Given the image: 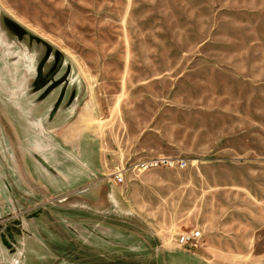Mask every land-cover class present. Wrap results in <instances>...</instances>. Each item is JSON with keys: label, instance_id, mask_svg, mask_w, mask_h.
Masks as SVG:
<instances>
[{"label": "rangeland", "instance_id": "1", "mask_svg": "<svg viewBox=\"0 0 264 264\" xmlns=\"http://www.w3.org/2000/svg\"><path fill=\"white\" fill-rule=\"evenodd\" d=\"M82 130L111 201L3 189L0 264H264V0H0V170ZM158 155L185 165L132 167Z\"/></svg>", "mask_w": 264, "mask_h": 264}, {"label": "crops", "instance_id": "2", "mask_svg": "<svg viewBox=\"0 0 264 264\" xmlns=\"http://www.w3.org/2000/svg\"><path fill=\"white\" fill-rule=\"evenodd\" d=\"M40 96V95H39ZM13 103H12V113H13ZM27 105V106H26ZM22 105V113L29 115L30 114V104ZM39 107V105L37 106ZM8 109V106H6ZM9 113V114H12ZM8 117V116H7ZM12 117V116H11ZM29 117V116H27ZM40 118L38 121L35 120V130H39V133L42 132L40 129H44L42 125H44V122L46 121V118L41 117V115L38 117ZM13 120V117H12ZM12 123V122H11ZM12 125V124H11ZM57 128V127H55ZM60 131L62 130L61 124L59 125ZM59 131L60 138H56V134L53 137V151L50 153V156L48 154L41 153V156L43 159H40V157L35 159L37 162L34 164V168H30L29 164H25V167L22 166L21 169L18 167L13 159V153H11L8 156V153L6 154V165L5 170H0V207H3L5 203L7 202V198H4L2 196L3 189H5V195L11 197V200H13L14 194V188L15 183L19 184L21 186V200L24 202L25 199H30L31 193H36L33 189L38 188V193L41 194V196L44 197V200L47 198L51 199V196H57L62 193L63 186H66V192L68 193V197H71L73 199L74 197L80 198L82 203H88L89 201H97L98 200V194H103V198L107 201H111V197H113V192L115 191V185L111 183V180L107 177L97 178L99 174H101L102 170L104 169V159L103 155L101 154L100 144L98 138L96 137L91 138L89 136H86L84 133V130L81 131L79 136L77 137V146L76 148L73 147L72 150L75 148V152L72 151H64L63 152V145H62V132ZM6 138H8L6 136ZM59 139V141H58ZM64 144L71 145L70 142L72 140L70 139H64ZM57 144V145H56ZM2 156V161L5 160ZM76 156V158H74ZM65 159L73 160L76 159L78 164L76 165V169L78 170L79 176H85L89 177L90 180L86 182L85 184H80L78 181L74 180H68V175H65L63 172V164L62 162L65 161ZM42 161H45L46 163ZM10 168H8V164ZM104 174V173H103ZM78 176V177H79ZM134 183L129 182V184H125V190L128 191V187L130 185L133 186ZM34 186V187H33ZM17 187V186H16ZM82 187V188H81ZM33 188V189H32ZM80 188V189H79ZM122 192V191H121ZM125 194L122 195L119 194L118 197L125 198ZM92 197V198H91ZM102 198V199H103ZM27 199L26 202L29 200ZM76 199V198H75ZM74 200V199H73Z\"/></svg>", "mask_w": 264, "mask_h": 264}, {"label": "built area", "instance_id": "3", "mask_svg": "<svg viewBox=\"0 0 264 264\" xmlns=\"http://www.w3.org/2000/svg\"><path fill=\"white\" fill-rule=\"evenodd\" d=\"M174 164L179 167H183L185 165V161L183 159H174L165 155H158L139 159L132 167H135L138 170H148L158 166H173ZM110 175H112V179L115 182L121 183L124 179L123 168H116ZM201 236V230L197 228L179 232L173 239V248L181 247L195 249L198 247Z\"/></svg>", "mask_w": 264, "mask_h": 264}]
</instances>
